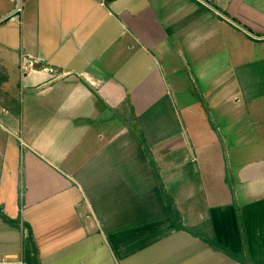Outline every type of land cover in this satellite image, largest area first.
<instances>
[{
	"label": "crops",
	"instance_id": "crops-1",
	"mask_svg": "<svg viewBox=\"0 0 264 264\" xmlns=\"http://www.w3.org/2000/svg\"><path fill=\"white\" fill-rule=\"evenodd\" d=\"M21 2L0 0V264H264V0Z\"/></svg>",
	"mask_w": 264,
	"mask_h": 264
},
{
	"label": "built area",
	"instance_id": "built-area-1",
	"mask_svg": "<svg viewBox=\"0 0 264 264\" xmlns=\"http://www.w3.org/2000/svg\"><path fill=\"white\" fill-rule=\"evenodd\" d=\"M15 1H16L15 10L10 15V17H13L15 15H19L22 12V2H21V0H15ZM205 5H207V4H205ZM246 33L250 37H252L253 39H255V40H264V38L263 39L262 38L260 39L258 37H255L252 34H250L249 32H246ZM37 62L38 61H35V60L32 61L31 59H29V61H28V60H26V59L23 58L22 61H21V70L23 71V74L27 73L28 71L33 70L36 67V64H38ZM50 73H53V70L52 69H50ZM21 144H22V146H24V143H23L22 139H21ZM20 228H21L22 232L27 235V230L23 227V225H20Z\"/></svg>",
	"mask_w": 264,
	"mask_h": 264
},
{
	"label": "rangeland",
	"instance_id": "rangeland-1",
	"mask_svg": "<svg viewBox=\"0 0 264 264\" xmlns=\"http://www.w3.org/2000/svg\"><path fill=\"white\" fill-rule=\"evenodd\" d=\"M15 1V0H14ZM16 2V1H15ZM14 8H15V6H14ZM15 16H17V15H15ZM14 17V16H13ZM8 18H12V17H7L6 18V20H8ZM251 34V33H250ZM27 60L29 61V59H31L32 61H34L32 58H30V57H28L27 56ZM23 59V58H22ZM55 72H53V74H54ZM22 76H24V74L22 75ZM58 78H60V77H58ZM22 92V91H21ZM16 94V93H15ZM7 95V96H1L0 98V102L5 106L4 108H6V109H8V110H10V111H15V109H16V103H17V98L19 97H16V95ZM120 121H122V123L123 124H126V123H128V122H133L132 120V118H130L129 117V114L127 115V113H124V114H122L121 115V119H119ZM180 156V158L178 157V159H182V152H181V154L179 155ZM190 168H188V170H189Z\"/></svg>",
	"mask_w": 264,
	"mask_h": 264
},
{
	"label": "trees",
	"instance_id": "trees-1",
	"mask_svg": "<svg viewBox=\"0 0 264 264\" xmlns=\"http://www.w3.org/2000/svg\"><path fill=\"white\" fill-rule=\"evenodd\" d=\"M133 130H134V134H135V136L138 138V140L140 141V143L142 144V146H144L145 147V149H147V146H146V140H145V137H144V135H143V133L141 132V130L139 129V128H137L138 126L137 125H133ZM184 230H186V231H188V232H190V233H192L194 236H196V237H200L199 236V233L196 231V230H194V229H184ZM29 241H30V243L32 244L33 243V240H32V235H31V231H30V229H29ZM209 243L211 244V245H213V246H215V243H212V242H210L209 241ZM35 263L36 264H38V260H37V258L35 257Z\"/></svg>",
	"mask_w": 264,
	"mask_h": 264
}]
</instances>
